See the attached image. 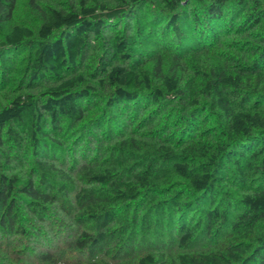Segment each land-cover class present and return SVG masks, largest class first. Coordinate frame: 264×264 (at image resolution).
<instances>
[{
    "label": "trees",
    "instance_id": "trees-1",
    "mask_svg": "<svg viewBox=\"0 0 264 264\" xmlns=\"http://www.w3.org/2000/svg\"><path fill=\"white\" fill-rule=\"evenodd\" d=\"M143 1L120 0L108 6L98 0L92 4L79 0L77 8L64 10L44 3L38 6L37 0H28L41 18L34 33L27 26L13 22V0H0V20L6 24L0 42V65L10 68L15 56L26 50L27 81L49 82L38 91V97L31 93L18 94L0 108V232L25 233L26 226L32 228L36 224L45 232L46 221L52 216L57 218V210L61 220L88 226L73 235L74 247L96 250L98 244L118 233L111 249L113 256H117L135 249L133 236L137 231H162L171 222L168 217L171 209L178 213L177 244L183 248L191 246L200 236H211L215 227L227 221L229 206L237 218L230 225L232 228L250 230L257 220L264 219V6L260 7L264 0H186L184 3L158 0L159 7L150 11V21L136 24L130 28V34L114 31L110 46L112 54L121 61L103 62L99 70H105V74L98 82L106 85L104 100L113 115L127 113L129 103H159L163 98L176 96L177 99L182 95L178 78L161 75L158 56L153 71L169 94L152 85V75L147 69L126 64L129 58H134L129 50L139 52L140 59L135 61L145 56L138 45L141 40L154 46L171 44L183 62L190 65L196 79V86L188 94L193 97L191 105L198 103L194 97L198 88L212 100L223 122L215 136L194 138L185 133L194 134L199 116L192 115L191 110L187 115L178 114L176 120L182 122L176 121L180 125V138H188H178L176 143H170L165 136L147 139L121 132L106 145L103 157L86 155L74 167L88 186L73 191L74 170L60 151L65 146L64 137L76 124L82 133L86 132L87 120L92 124L90 130H100L104 125L109 132L115 130V125L106 113L100 112L94 120L86 117L87 108L82 100L89 96L91 85L86 84L81 73L68 75L67 70L76 66L89 35L96 36L101 29L112 28L126 15L135 20L134 6ZM227 32L257 46L240 71L227 73L218 65L205 71L192 63L193 55L185 56L198 47L211 45ZM237 92L243 95L242 103L235 98ZM82 133L75 135L77 146L83 141ZM21 137L28 139L36 157L35 176L23 177L17 171L4 169L10 164L5 141L20 144ZM87 147L81 149L83 157L88 153ZM227 164L233 166L232 171ZM173 173L187 182L193 193L191 198L181 200V191L172 189ZM227 178L240 185L253 178L262 182L249 187L250 191L241 192L232 203L217 205L223 187V192L228 193ZM192 210L201 213L193 222L185 221V211ZM58 225L60 231L62 224ZM253 240L254 243H228L220 252L182 251L177 254V264H264V230L255 234ZM40 255L52 258V253L47 251ZM136 264L159 262L152 253H145Z\"/></svg>",
    "mask_w": 264,
    "mask_h": 264
},
{
    "label": "rangeland",
    "instance_id": "rangeland-1",
    "mask_svg": "<svg viewBox=\"0 0 264 264\" xmlns=\"http://www.w3.org/2000/svg\"><path fill=\"white\" fill-rule=\"evenodd\" d=\"M13 1V22L27 26L36 33L41 22L39 12L28 0ZM37 1L38 6L40 3H44L56 9L64 10L77 8L79 3V0ZM84 1L86 4L93 3V0ZM98 1L108 6H114L120 2V0ZM185 1L182 0V3ZM262 6H264V3L260 7ZM153 7H159L158 0H144L141 4L134 6L137 11L135 20L126 15L119 18L112 28L101 29L96 36L89 35L76 66L67 70L68 75L81 73L86 84L91 85L90 89L92 91L86 99L82 100V105L87 108L86 117H92V120H94V117L100 112L109 114V119L114 123L116 130L115 133V130L108 132L105 130L104 125L100 130H90L89 128L92 126L90 120H87L86 132L82 133L77 124L71 127L73 128L71 131L70 128L68 129L70 132L64 137L65 146L60 151L62 157L68 159L69 165L74 170L73 174L76 181L73 184V191H77L81 186H88L84 180L78 177V172L74 167H78L86 155L93 158L103 157L106 145H109L111 140L116 138L121 132L126 134L131 132L136 136L147 139L155 136H165L170 143H176L178 138H180V125H177L176 121L182 124V122L176 120V116L178 114L187 115V112L191 110V114L198 115L199 118L195 122L194 134L185 133V135H193L194 138H199L201 136H215V133H219L218 127L222 124L223 118L217 116L212 100L196 88L194 97L198 99V103L196 106L191 105L190 101L193 97L190 98L188 94L196 86V79L191 72L190 65L187 62H183V57L178 56L174 52L175 50L171 44L154 46L139 40L140 51L145 52V56L140 61H135L140 57L139 52L129 50V53L134 58H129L126 64L139 65L147 69L149 74L152 75V85L169 94L165 92V88L160 84V78L153 71L155 57L158 56L161 60V75L165 74L178 78V87L182 90V95L179 98L176 99V96L163 98L159 103L151 101H145L139 105L129 103L127 113H118L119 116L113 115V110L105 103L104 99L107 95L106 85L98 83L99 79L104 76L105 70L101 71L99 67L106 61H111V63L121 61L117 55L112 54L110 46L111 36L116 30L130 34L132 32L130 28L133 29L136 24L140 25L144 21H150V11ZM121 21H124V24ZM5 30L6 24L0 20V42L3 41ZM256 47L249 40L240 39L236 35L227 32L211 45L202 48L198 47L192 53H185V56L187 57L189 53L193 55L192 63L202 70L208 71L211 67L218 65L227 73H234L244 68L243 62H249L250 58L247 57H249L253 48L254 50L257 49ZM28 62V52L23 50L15 56L10 68L0 65V108L18 94L31 93L38 97V91L49 85L48 81L40 79L31 82L27 81ZM242 96V93L237 92L235 98L242 103ZM194 107L197 110H193ZM81 133L83 141L77 146L75 135H81ZM72 136L73 138L71 139ZM188 136L183 138L187 139ZM86 145H88V153L83 157L81 149ZM31 149L27 138H22L20 144L12 143L7 139L4 150H8L10 164L4 169L17 171L23 177L35 176L37 172L35 167L36 157ZM227 165L229 170L232 171L233 166L231 164ZM168 171L170 170L168 169ZM260 182H262L261 179L253 178L247 184L240 185L235 181H229V178H227L225 186L229 187L228 193L223 192V187V190L218 194L221 201L218 200L217 205H223L226 202L232 203L234 197H238L241 192L250 191L251 188L249 187H253ZM171 184L173 190H179L183 194L180 198L181 200L187 196L191 198L193 193L184 179L173 173L171 175ZM71 194L72 192H70ZM204 206L206 207V205ZM228 210L230 213L227 216V221L215 227L213 232H211V236H200L201 238L196 240L191 246L183 248L177 244L178 233L175 228L178 213L171 209L168 214L171 222L167 226H163L162 231L151 233L144 230L141 232L137 231L138 234L136 233L137 235L133 236V242L136 245L135 249L117 256H113L111 249L114 247L118 233L109 236L108 239L98 244L96 250H79L72 243L73 235L75 236L78 231L88 226L80 225L74 221L66 222L64 219L61 220V218H58L61 217L60 212L55 210L58 217L53 218L52 216L46 221L47 229L45 232L40 230V224H36L32 228L26 226L25 233L8 235L0 232V264H136L138 257L145 253H152L159 264H177V254L182 251H188L190 254L212 253L224 251L228 243L237 244L240 241L254 243L253 236L264 230V219L257 220L254 227L250 230L247 227L235 229L230 226L237 219L234 217L235 210L231 206L228 207ZM231 212L234 213L232 214ZM200 213L198 210L185 211V221L193 222ZM162 222L164 223V219ZM58 224H62L60 231ZM29 228L31 229L30 232ZM33 230L38 231L37 234ZM245 233L250 234L245 235ZM46 251L52 253L51 259L40 255V253Z\"/></svg>",
    "mask_w": 264,
    "mask_h": 264
}]
</instances>
